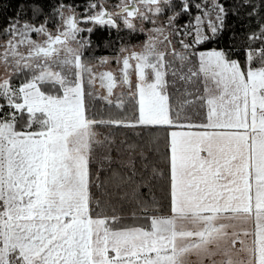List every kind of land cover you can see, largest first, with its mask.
<instances>
[{"label":"snow or ice","instance_id":"1","mask_svg":"<svg viewBox=\"0 0 264 264\" xmlns=\"http://www.w3.org/2000/svg\"><path fill=\"white\" fill-rule=\"evenodd\" d=\"M0 264H264V0H0Z\"/></svg>","mask_w":264,"mask_h":264},{"label":"trees","instance_id":"2","mask_svg":"<svg viewBox=\"0 0 264 264\" xmlns=\"http://www.w3.org/2000/svg\"><path fill=\"white\" fill-rule=\"evenodd\" d=\"M15 10V4L13 3L12 7L8 9V12L6 13L7 15H11L13 13V11ZM98 54H104L106 55L107 53H98Z\"/></svg>","mask_w":264,"mask_h":264}]
</instances>
